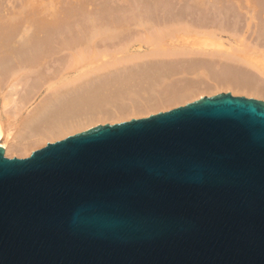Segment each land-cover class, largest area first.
Listing matches in <instances>:
<instances>
[{
  "label": "water",
  "instance_id": "obj_1",
  "mask_svg": "<svg viewBox=\"0 0 264 264\" xmlns=\"http://www.w3.org/2000/svg\"><path fill=\"white\" fill-rule=\"evenodd\" d=\"M0 146V264H264V101L230 92Z\"/></svg>",
  "mask_w": 264,
  "mask_h": 264
},
{
  "label": "bare ground",
  "instance_id": "obj_2",
  "mask_svg": "<svg viewBox=\"0 0 264 264\" xmlns=\"http://www.w3.org/2000/svg\"><path fill=\"white\" fill-rule=\"evenodd\" d=\"M26 1L27 3H25L26 5L24 4V9L23 6L17 8L15 7L17 4L15 5L12 3V7L14 6L13 9L15 8L16 10L17 8L19 12L22 8L20 13L18 10L15 12H18V14L14 13V18L11 17V19H9L10 17L6 16L5 18H8V20L4 19L2 14L3 18L0 16V24L2 26L0 27V48L4 49V54H9L6 56L9 61L4 59L3 62H11L8 56L11 54L14 58V55H17L20 50L26 51H21V53H26L25 56L30 52L28 53V56H26L27 58L23 57L24 54H22V57L26 58V60L29 57L31 63H33L31 60H34L35 66L37 63V61L35 63V60H38V63H40L45 56L46 58L41 62L42 64H39L40 66L37 63L38 67H36L38 70L34 71L36 68L34 66L35 68L32 67L34 69H30L31 72L33 71L32 73L28 69L29 71L26 70L24 72L25 75L22 76L21 74V76L26 77V80L28 76L26 73L28 72L31 76L30 79H32L31 74L37 72L38 74L35 73L33 75L34 78L32 81L37 79L36 82L38 81L40 83L41 80L39 79H42L43 85L41 84L40 86L42 87L46 85L47 93L34 106L24 111L25 107H27L28 103H31L34 95L39 90V83L32 82L38 85L37 90L36 87L29 89L30 86H34L35 84L32 85L31 83L28 87L31 80H29V83L28 80H26L27 82H24L25 85H23V88L27 85L28 90L25 92L26 88L23 90L21 86L20 89V83H22L23 80L22 77H20L22 79L15 82H13V80L10 81L8 92L3 99V105L1 106L2 109H0V146L3 147V154L5 156L26 154L31 148L42 144L46 140H51L75 132L97 122L113 121L131 115L147 114L158 111L159 109H167L173 105H179L180 103H187L195 97L196 99H199L203 97L205 93H210L219 88H231L235 92H243L250 96L255 95L264 100V80L255 77L253 78L250 75L248 76L247 73H243L244 70H239L238 68L228 69V72L223 71L214 74L206 73L209 77L204 81L176 82V80H174L167 83V80L182 70L191 72L199 69V67H197L198 64H207L206 66H208L209 61L197 60L194 57L192 58V56L199 54L197 52L202 51L203 48L212 41L211 38L219 40V38L216 37L217 32L215 30L216 28H214V24H211L213 27L210 25L204 27L202 25H205L207 22H203L204 20L202 21V19H199L200 21L198 19H192L194 17L193 14L195 13V15H197V12L203 10L204 12L207 11L208 5H210L208 13H206L208 16L210 13L209 10L214 12L218 11L219 15L222 14L220 12H224L226 17L229 12H234L236 13V16L239 13L237 9L239 6L236 7L233 1L191 0L192 4H187L190 1L187 0V3L184 2L187 5H184L183 7L180 6L178 8L179 10H176L174 2L178 3V0H123L124 4L125 2H128L131 7H123L121 0H119L121 1V5L117 4V0H99V5H97L99 7L96 8V12L94 11L95 13L91 16H86V18L89 17L88 21L91 22V25L88 24L86 19H83L84 21H82L81 18V21L76 22V24L80 23L78 24V27L75 24L77 27H75V29H73L74 25H72V28H69L71 26L66 25L65 16L71 12L76 15H85V13L86 15H89L90 12L88 10L94 9V7H92L94 2L89 4V0V2L87 0H68L70 2L72 1V4L69 3L72 6L69 8L65 6L64 8V5L67 2L64 5L63 3L66 0H64V2L63 0ZM237 1L239 4H242L239 0ZM245 2L248 6V9H246L247 13L252 16L250 20L256 18L257 15H262L258 23L260 28H258L261 29V31H264V0H245ZM203 5L206 6L204 7ZM181 8H183V10ZM200 8L202 9L201 11L199 10ZM175 10L181 13L175 14ZM189 13H192L190 20L186 18L184 20L183 15L188 17ZM29 14H31V17H28ZM136 14L138 16H136ZM166 14L169 15L168 17L171 16L170 19ZM206 14L205 17H208ZM211 14L215 15V13H210V18H205V21H208L209 23L214 22L212 20L213 18H211ZM202 15L203 14L200 13V17ZM143 16L145 17L143 18ZM233 16L232 18L235 17ZM25 18L27 20H25ZM201 18H204V15ZM239 18L243 19V17ZM21 20L22 23L25 20L28 24L24 21V24L21 25ZM250 20L247 21L248 28L251 27ZM47 22L53 23L54 25L65 22L64 25L68 27V30L65 31L64 29L65 35L63 33L61 36L59 35L62 34L60 33L61 30L58 33L55 32L57 31L58 26L55 28L56 30H53L54 26L51 33L50 28H52L53 24L50 25L48 23L51 26H49V33V30L47 31L48 28L45 25ZM86 22L88 26L94 28L91 27L92 29L90 28V30H88L89 28L85 24ZM6 24H9L8 28L10 27V29L6 28ZM83 24H85L88 29L84 27L85 25ZM104 27H106V30L103 32L102 29H105ZM107 27L110 29L112 28V30ZM44 28L47 29L45 30ZM95 28H101L103 33L99 32L100 29ZM118 28L122 30L120 31ZM134 28L138 30L135 34L133 33ZM258 28L256 29L258 30ZM12 29H14L15 33L19 30L18 36L21 37H19L20 40H22L24 36H27L28 38L32 37L33 39V35H35L38 41L36 38L33 39L35 44L34 49L32 46L33 41H31V45L26 37L24 40L26 39L25 41L27 42L25 43L23 40V44L25 45L14 41L17 39L19 40V38H16L15 36L14 40L12 38L14 42L12 41L11 43V36L9 33H12ZM152 29L154 30L152 31ZM87 30L90 32L91 30H98L99 33L95 31V35L93 34L92 36L90 33L88 34ZM131 30L133 31L130 32ZM139 30L140 33L144 31L142 36H139ZM54 33H57L56 35L61 37L59 38L58 36L60 41L58 38L53 39L64 44L62 47H58L59 44H55L57 41H53L52 37ZM131 33L133 36L135 35L134 39L136 41L132 39L133 36L131 35L130 38L129 36H126L128 37V40L125 37L127 42L124 41L126 43L123 44V40L122 44L119 42L121 41L120 39H123L122 37ZM138 33L139 35H137ZM256 33L258 34L259 32ZM260 34L262 33L260 32L258 37L262 38L259 36ZM56 35L55 37H57ZM136 36H138L137 39L135 38ZM8 37L10 38L7 39ZM117 39H119V41ZM40 41L41 44L43 43V46L45 44L47 47L52 45L51 48H53L54 45L55 47L57 46V48H65L64 51L66 52H64L63 49L55 48L58 50L59 54L57 51L55 53L59 56L60 52L63 51L64 55L63 52H61L62 56H68V59L70 58V60L75 61L76 64L74 65V68L76 69V72L74 75L77 77L74 79H67L65 75L56 77V73L54 72L60 71L62 68H58V70L52 73L44 72V68L50 70L51 67L48 63L52 57L47 56V53H43L44 48H49L44 46V48L42 47L43 50L41 52L40 49L36 47ZM52 41L54 42V45L52 44ZM259 41L262 42L261 39ZM110 42L111 44L115 42L112 44L114 49H109L112 48L109 47L111 46ZM100 43L103 45H100ZM106 43H109V48L105 46L107 45ZM98 45L101 47L98 48ZM41 46L39 47L41 48ZM30 47L33 49L32 53ZM35 48L41 52L42 59ZM255 49H257V47H255ZM34 50L37 51V53H35ZM45 51L47 52V50ZM51 51L55 50L53 49ZM15 52H17V54ZM3 53L0 51V54ZM21 53L16 56L17 59H13V62H18L16 60L19 58L24 60L20 56ZM50 54L53 55L54 53L50 52ZM56 55L54 54L53 57ZM0 56H3V58L5 57L4 55ZM1 59L2 58H0V61ZM178 61H181L180 64ZM18 63H20V61ZM256 63L257 68L255 69L264 76V62L257 61ZM2 66L3 65L0 67ZM10 66L8 65V67ZM6 67L7 66H5V68ZM66 67L72 66L68 64ZM2 69L5 70L4 68ZM207 69H209V66ZM202 73L203 71L197 72L196 74ZM35 75H40L41 78L38 76V79ZM1 81L0 85L2 86L3 84ZM19 89L22 92H19ZM23 92L25 93L24 95H22Z\"/></svg>",
  "mask_w": 264,
  "mask_h": 264
},
{
  "label": "rangeland",
  "instance_id": "obj_3",
  "mask_svg": "<svg viewBox=\"0 0 264 264\" xmlns=\"http://www.w3.org/2000/svg\"><path fill=\"white\" fill-rule=\"evenodd\" d=\"M21 1V2H20ZM60 1H62V0H60ZM88 1V0H87ZM90 1V2H89ZM88 2H89V4L91 3L92 4V2H94L93 3V6L92 7H94V9H91V10H88L90 13H89V15H86V13H85V15L84 14H82V15H76L75 13H70V14H67V16H65L66 17V20H68V21H66L65 20V22H66V25H68V26H71V27H69V28H72V25H74V27H73V29H75V27H76V25H77V27H78V24L80 23H77L76 24V22L77 21H81V18H82V21H84L83 19H86L87 21L89 20V17H87L86 18V16H91L93 13H95L96 11V8H98L99 6H97V5H99V0H89ZM116 1V0H115ZM122 1V5H123V7H131V6H129V4H128V2H125V4L123 3V0H121ZM121 1H119V0H117V4L118 5H121ZM230 1H233V3H234V5L237 7V6H239V7H237V9H238V11H239V13H238V15H236L235 16V14L236 13H234V12H229V14L227 15V17H226V15L224 14V12H220V13H222L221 15H219V13H218V11L216 12H214V11H211V10H209V12L210 13H215V15L214 14H211V18H213L212 20L214 21L213 23H209L208 21H205L207 18H210L209 16H210V13H209V16H208V14H206V13H208V9H209V7H210V5H208V9H207V11H205L204 12V10L203 11H201L202 9L200 8L199 10L201 11V12H197L196 14L198 15H195V13L193 14V16L195 17H193L192 19H202V21L203 22H207V23H205V25L203 24V22H202V26H204V27H208L209 25L210 26H212L213 24H214V28H216L215 30H216V32H217V38H219V40H216V39H213V38H211V42L210 43H208L204 48H203V50L202 51H199V52H197V53H199V54H197V55H195V56H192V58L194 57V58H196L197 60H202V61H209V63H208V66H209V69H207V67L208 66H206L207 64H198L197 65V67H199V69H196V70H193V71H191V72H189V71H185V70H182V71H180L179 73H177L176 75H174L173 77H171L169 80H167V83H170L171 81H174V80H176V82H184V81H204V80H206L209 76L207 75V74H209V73H212V74H214V73H219V72H228V69H239V70H244L243 71V73H247V75L249 76H252L253 78L255 77V78H257V79H261V80H264V76L262 75V74H260L255 68H257L256 67V65H257V61L258 62H264V31H261V29H259L260 27L258 26V23H259V20L261 19V16L262 15H257V17L256 18H253V19H251L250 20V18H252V16L251 15H249V13H247V10L246 9H248V6H247V3L245 2V0H239L242 4H239V2L237 1V0H230ZM23 2V3H22ZM63 2H64V0H63ZM62 2V3H63ZM67 2V3H66ZM119 2V3H118ZM171 2H173V1H171ZM178 3H176V2H174V4L176 5V10L181 6V7H183L184 5H187V4H189V3H191L192 1L190 0L189 2L187 1V0H178L177 1ZM184 2H188L187 4L186 3H184ZM0 6H1V8H0V16H4V19H8V18H5L6 16L7 17H10L9 19H11V17H15L14 16V13L18 10L17 8L18 7H21V6H23V9H24V4L25 3H27V1L26 0H14V1H12V0H0ZM17 4L15 7H17L16 8V10H15V8L13 9V7H12V5L13 4ZM22 3V4H21ZM66 3V4H65ZM72 4V1L70 2V1H68V0H66L64 3H63V5H64V8H65V6L67 7V8H69V7H71L72 5H70V4ZM115 3V2H114ZM184 3V4H183ZM127 4V5H126ZM173 4V3H172ZM192 4V3H191ZM3 5V6H2ZM26 5V4H25ZM62 5V6H63ZM68 5V6H67ZM96 5V6H95ZM125 5V6H124ZM175 5H174V7H175ZM178 5V6H177ZM207 5V4H206ZM206 5H203L204 7L206 6ZM203 8V7H202ZM173 9H175V8H173ZM182 10H183V8H181ZM21 11H22V8L20 9ZM175 10V11H176ZM179 10V9H178ZM20 11V12H21ZM92 11V12H91ZM95 11V12H94ZM172 11V10H171ZM174 11V10H173ZM18 12H19V10H18ZM18 12L17 13H15V14H18ZM19 12V13H20ZM177 12V11H176ZM174 12L175 14H179V13H181V12ZM200 13L201 14H203L204 15V18H201V17H203V15L200 17ZM208 16V17H205V14ZM2 14V15H1ZM75 14V15H74ZM87 14H88V12H87ZM192 14V13H191ZM190 13H189V16L187 17L186 15L184 16L183 15V17H184V20H185V18L186 19H188V20H190V18L192 17V15H191ZM13 15V16H12ZM36 15V14H35ZM143 15V14H142ZM141 15V16H142ZM167 15V17L169 16L168 14H166ZM166 15H165V18H166ZM187 15H188V13H187ZM225 15V16H224ZM3 16H2V18H3ZM38 16V15H37ZM69 16V17H68ZM78 16V17H77ZM136 16H138L137 14H136ZM146 16V15H145ZM145 16H143V18L145 17ZM232 16L234 17V18H232ZM237 16H238V18H237ZM28 17H31V14H29L28 15ZM85 17V18H84ZM171 17V16H170ZM170 17H168L169 19H170ZM200 17V18H199ZM230 19H229V18ZM239 17H243V19L242 18H239ZM12 18V19H13ZM77 18H78V20H77ZM131 18H132V16H131ZM137 18V17H136ZM139 18V17H138ZM141 18V17H140ZM180 18H182V17H180ZM206 18V19H205ZM3 19V20H4ZM8 19V20H9ZM73 19V20H72ZM146 19V18H145ZM183 19V18H182ZM191 19V20H192ZM227 19V20H226ZM230 21H229V20ZM235 19H238V20H235ZM25 20H27L26 18H25ZM24 20V21H25ZM71 20V21H70ZM85 20V21H86ZM197 20V22L199 23V21ZM240 20V21H239ZM243 20V21H242ZM248 20H250L251 22H250V25H251V27H247V21ZM1 21V20H0ZM24 21H23V23H22V20H21V25H23L24 24ZM38 21H39V19H38ZM192 21H194V20H192ZM228 21V22H227ZM7 22V21H6ZM43 22V21H42ZM64 22V23H65ZM70 22V23H69ZM73 22V23H72ZM25 23H27L28 24V22H26L25 21ZM39 23V22H38ZM49 22H47L45 25H46V27L48 28H46L47 29V31L49 30V28L51 27L50 25H52L53 23H49ZM64 23L62 22V23H58V24H56V25H54L53 24V26H52V28H50V30H51V33H52V29H53V27H54V29L53 30H56L55 28L57 27V31H55V32H60V30H61V32L60 33H62V34H59V35H63V33H64V35H65V31H67L68 29V27H66V25H64ZM82 23H84V22H82ZM91 22H89L88 21V24H90ZM217 25H216V24ZM70 24V25H69ZM76 24V25H75ZM87 26H88V24H87V22L85 23ZM85 24H83V25H85ZM208 24V25H207ZM212 24V25H211ZM218 24H219V27H218ZM7 25V27L6 28H8V25L9 24H6ZM26 25V24H25ZM62 25H63V27H62ZM86 25L84 26V27H86ZM91 25V24H90ZM215 25H216V27H215ZM5 26V25H4ZM50 26V27H49ZM64 26H65V28H64ZM0 27H2L1 26V24H0ZM62 27V28H61ZM76 27V28H77ZM92 26H88V30H90V28H91ZM101 27V26H100ZM109 27V26H108ZM107 27V28H108ZM111 27V26H110ZM213 27V26H212ZM259 27V28H258ZM60 28V29H59ZM92 28H94V27H92ZM91 28V29H92ZM103 28V27H102ZM105 29H102L103 30V32H104V30H106V27H104ZM151 28V27H150ZM256 28H258V30H260V31H258ZM1 29V28H0ZM4 29H5V27H4ZM8 29H10V27L8 28ZM15 29V28H14ZM14 29H12L11 31H12V33H9V35L11 36V38L10 37H8L7 39H9L10 38V40H11V43H12V41L14 40V36L16 37V38H19L20 36H18V34H19V30L15 33V31H14ZM45 29V28H44ZM43 29V30H44ZM45 29V30H46ZM59 29V30H58ZM64 29H65V31H64ZM95 29H100V31L99 32H102L101 31V28H95ZM108 29H110V28H108ZM44 30V31H45ZM50 30H49V33H50ZM63 30V31H62ZM87 30V32H88V34L90 33V35H92L93 36V34L95 35V31H97V33H99L98 32V30H95V31H92L91 30V32H92V34H91V32L90 31H88ZM94 30V29H93ZM110 30H112V28L110 29ZM116 30H117V28H116ZM118 30H120V28H118ZM122 30V29H121ZM120 30V31H121ZM134 30V31H133ZM133 30H131L130 32H132L133 31V33L135 34L138 30H136L135 28L133 29ZM151 30V29H150ZM154 29H152V31H153ZM10 31V32H11ZM14 31V32H13ZM142 31V30H141ZM148 31V30H147ZM152 31H150V32H152ZM54 32V31H53ZM102 32V33H103ZM149 32V31H148ZM256 32H261L262 34H263V36H262V34H260L259 36H261L262 38H260V37H258V34L256 33ZM20 33H21V31H20ZM56 33V34H57ZM139 33H140V30H139ZM139 33L137 34V35H139ZM142 33H144V31L142 32ZM142 33H140V35L139 36H142ZM17 34V35H16ZM55 34V33H54ZM53 34V37H52V39L53 38H58V36L59 35H56L57 37H55V35ZM33 35V34H32ZM31 35V36H32ZM133 36V34L131 33V34H129V35H125L124 37H122L123 39H120L121 41H119V39H117L119 42H121V44H122V40L124 41H126V39L128 40V37H126V36H129V38H130V36ZM23 36V35H22ZM97 36V35H96ZM135 36V35H134ZM134 36H133V40H135L134 39ZM28 38L27 36H24L23 38H22V40H20V38H19V40L17 39V40H14V41H16L17 43H21V44H23L24 43V41L26 40H24V38ZM90 37V36H89ZM125 37H126V39H125ZM12 38H13V40H12ZM15 38V39H16ZM34 38H36L35 37V35H33V39ZM59 38H61L60 36H59ZM58 38V39H59ZM92 38V37H91ZM136 39L138 38V36H136L135 37ZM259 38V39H258ZM1 39V38H0ZM32 39V37L30 38H28L27 39V41L32 45V43H33V49H34V47H35V44H34V41H33V39ZM258 39V40H257ZM261 39V41H262V39H263V41L262 42H260L259 40ZM9 40V41H10ZM24 40V41H23ZM36 40L38 41V39L36 38ZM36 40H35V42H36ZM55 40V42L57 41L56 39H53V41ZM6 41V40H5ZM13 41V42H14ZM27 41H25V43L27 42ZM31 41H33L32 43H31ZM51 41V40H50ZM52 41V44L54 43ZM59 41H60V39H59ZM59 41H57L55 44H59V46L58 47H62V45H64V44H62V43H60ZM123 42V44L124 43H126V42ZM136 41V40H135ZM112 42V41H111ZM111 42H110V44H111ZM116 43H118L117 41H115ZM114 42V43H115ZM114 43H112V44H114ZM37 44V43H36ZM39 44H41V41L38 43V46H36L38 49H40V51L42 52V50H43V48H44V46H45V44H44V46L42 45H39ZM50 44H51V42H50ZM60 44H61V46H60ZM102 43H100V45H101ZM107 45H105L107 48H109V47H112V44H111V46H109L108 44L109 43H106ZM23 45H25V44H23ZM54 45V44H53ZM100 45H98L99 47L98 48H100L101 46ZM103 45V44H102ZM117 45V44H116ZM119 45H120V43H119ZM39 46H41V48L39 47ZM50 46V47H49ZM48 47H47V45L45 46L46 48H49V49H45L44 48V52L43 53H47L46 55L47 56H50V57H52V59L50 60V62L48 63V64H50V70H47L46 68H44V72H46V73H52V72H54V71H56V70H58V68H62L60 71H57V72H54V73H56V77H60L61 75H65L66 76V78L67 79H71V78H76L77 76H75L74 75V73L76 72V69L74 68V65L76 64L75 63V61H72V60H70V58L68 59V56L67 57H65V56H62V53L61 52H63L64 51V49L63 48H57V46L55 47V45L53 46V48H51L52 47V45H49ZM109 46V47H108ZM43 47V48H42ZM65 47V46H64ZM105 47V48H106ZM255 47H257V49H255ZM37 48H35L36 50H37ZM63 49V51H61L60 52V55L58 56V55H56V51H57V53L59 54V52H58V50H56V49ZM97 48V47H96ZM103 48H104V46H103ZM1 50V52L3 53V51H4V49L3 48H0ZM33 49L30 47V50H31V53H32V51H33ZM55 50V51H51V50ZM68 49V48H67ZM102 49V48H101ZM109 49H114L113 47L112 48H109ZM27 50H29V49H27ZM45 50H47V52L45 51ZM18 51V50H17ZM21 51H23V50H20V52L18 53V54H20L21 53ZM35 51V50H34ZM38 51V50H37ZM37 51H35V53H37ZM40 51H38L39 52V56L41 57V52ZM49 51V52H48ZM229 51V52H228ZM23 52H26V51H23ZM50 52H53L56 56H58V57H53V55L52 54H50ZM64 52H66V51H64ZM64 52H63V55H64ZM16 54H17V52H15ZM28 53H30V52H28ZM28 53H27V55L26 56H28ZM34 53V52H33ZM7 54L8 53H6V54H0V55H4L5 57L7 56ZM18 54L17 55H14L15 57L13 58V55L11 56V54H10V56H8L9 58H10V61L11 62H3L4 61V59H6V61L8 60L9 61V59H7V57L5 58H3V56L1 57L0 56V58H2L1 59V61H2V64H1V61H0V66L1 65H3L2 67H0V81H1V83L3 84L1 87H0V109H2V105H3V99H4V97H5V94L8 92V89H9V83H10V81L11 80H13V82H15V81H17V80H19V79H22L23 78V80H22V83H20V89H21V86H22V88H23V85H25V83L27 82L26 80H28V83H29V80H31L30 81V83H29V85H28V87L30 86V84L32 83V82H36V80H34V81H32V79L34 78V74L36 73V74H38L37 72H35L34 74H31L32 72H31V70L32 69H34L36 66L38 67V65L42 62V61H44V58H46L45 56H44V58H43V60H41L42 59V57H41V62L40 63H38V60H35V63H36V61H37V63H38V65H37V63H36V66H35V64H34V60H31V61H33V63H31L30 62V58L28 57V59H29V61H28V59L26 60V56H25V54L26 53H21V57H22V54H24L23 55V57H26V58H23L22 57V59H24V60H21L20 58V60L18 59V60H16V61H20V63H18V62H13V59H15L16 58V56H18ZM49 54V55H48ZM67 54V53H66ZM9 55V54H8ZM37 55V56H38ZM44 55V54H43ZM52 55V56H51ZM63 58H62V57ZM65 57V58H64ZM17 59V58H16ZM24 63H23V62ZM28 61V62H27ZM253 61H255V62H253ZM27 62V63H26ZM181 62V61H180ZM180 62L178 61V63L180 64ZM8 63V64H7ZM16 63V64H15ZM18 63V64H17ZM249 63V64H248ZM42 64V63H41ZM43 64H44V62H43ZM71 65L72 67H66L67 65ZM8 65L10 66V67H8ZM14 65V66H13ZM5 66H7L6 68H5ZM13 66V67H12ZM35 66V67H34ZM40 66V65H39ZM32 67H34V68H32ZM37 67L35 68V70L34 71H36V70H38L37 69ZM210 67H212V68H210ZM2 68H4L5 70H3ZM32 68V69H31ZM42 68H43V66H42ZM2 69V70H1ZM8 69H9V71H8ZM30 70V74L32 75V79H30L31 78V76L29 75V73L27 72L26 74H28V76H29V79H28V76H27V79L25 80V78L26 77H22V76H24L25 75V71L26 70ZM39 69H41V68H39ZM28 70V71H29ZM246 70V71H245ZM6 71V72H5ZM201 71H203V73L202 74H196L197 72H201ZM5 72V73H4ZM24 74H23V73ZM2 73V74H1ZM207 73V74H206ZM21 74H22V76H21ZM73 74V75H72ZM211 74V75H212ZM2 75V76H1ZM5 75H6V77H5ZM4 76V77H3ZM36 76V75H35ZM38 76L40 77V75H37L36 77L38 78ZM1 77H3V78H1ZM20 77H22V78H20ZM251 77V78H252ZM9 78H10V80H9ZM41 78V77H40ZM3 79H5V80H3ZM39 79V78H38ZM39 80H41L40 81V83L37 81L36 83H39V87H38V85L37 84H35V83H32V85H34V86H30L29 87V89L30 88H35L36 87V90L39 88V90L37 91V93L34 95V97H33V99L31 100V103H28V105H27V107H25V109H24V111H26V110H28L30 107H32V106H34L37 102H39L42 98H43V96L47 93V86L46 85H44V86H40L41 84L43 85V82H42V79H39ZM20 82H21V80H20ZM25 82V83H24ZM42 82V83H41ZM22 84V85H21ZM180 84V83H179ZM178 84V85H179ZM37 85V86H36ZM38 87V88H37ZM41 87V88H40ZM24 88H26L25 89V92H26V90H28V88H27V85L26 86H24ZM24 88H23V90H24ZM19 89V92L21 91ZM22 92V91H21ZM227 92H230L232 95H234V96H245V97H253V98H256V99H261V98H259L258 96H255V95H248V94H246V93H243V92H235L234 90H232L231 88H219V89H215V90H213L212 92H210V93H205L203 96H214V95H217V94H219V93H227ZM25 93L23 92L22 93V95H24ZM21 95V94H20ZM194 100H196V97L195 98H193V99H191V100H189L188 102H191V101H194ZM262 100V99H261ZM264 101V100H263ZM187 102V103H188ZM183 104H186V103H180L179 105H183ZM179 105H173V106H171V107H169V108H165V109H159L158 111H154V112H151V113H147V114H141V115H131V116H128V117H125V118H123V119H117V120H113V121H101V122H97V123H94V124H92V125H90V126H88V127H85V128H83V129H80V130H77V131H75V132H71V133H68V134H66V135H63V136H60V137H57V138H54V139H51V140H46L45 142H43L42 144H40V145H38V146H35V147H33V148H31L30 150H29V152L28 153H26V154H23V155H18V154H13V155H6L7 157H26V156H28L30 153H31V151H33V150H35V149H37V148H40V147H42L43 145H45L47 142H53V141H56V140H59V139H61V138H64V137H66L67 135H71V134H74V133H77V132H81V131H84V130H87V129H89V128H91V127H94V126H96L97 124H106V123H108V124H113V123H117V122H121V121H126V120H130V119H132V118H139V117H145V116H148V115H150V114H153V113H157V112H159V111H165V110H168V109H171V108H173V107H176V106H179Z\"/></svg>",
  "mask_w": 264,
  "mask_h": 264
}]
</instances>
